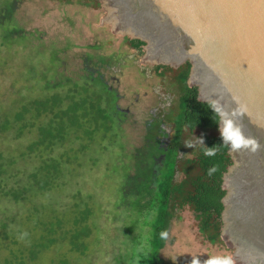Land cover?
Segmentation results:
<instances>
[{"label":"rangeland","instance_id":"374dc122","mask_svg":"<svg viewBox=\"0 0 264 264\" xmlns=\"http://www.w3.org/2000/svg\"><path fill=\"white\" fill-rule=\"evenodd\" d=\"M8 1L7 4L0 1V26L13 20L16 30L23 38L15 35L17 45H7V48L1 40L8 35L0 28V102L17 97L20 86L16 83L23 84L27 80L31 83L27 89L28 94L42 96L44 87L31 82L40 74L51 75L54 72L53 78L47 83L55 88L63 81H80L82 77H86L85 69L93 67L101 59H108L114 54H131L123 34L114 27L115 20L108 17L109 7L107 8L105 0ZM10 11L13 12L12 17L8 14ZM102 73L111 87L123 97L118 102L119 107H130V116L124 122L122 130L117 132L108 133L105 128L94 126L90 120L83 123L87 129L95 132L92 143L87 139V133L80 134L83 144L79 147L85 145L86 153H78L77 146L63 153L61 158L64 161L63 171L72 170L79 176L76 185L69 179H64L63 182L67 185L63 182L62 185L68 187V192L80 195L81 201L77 199L71 201V204L59 206L57 216L52 215L50 209L38 216L32 212L30 205H25L24 209L27 210L22 215V226L33 240L27 243L28 236L11 238V234H7L5 237L4 229L0 228L1 260L15 263L18 257H24L27 264H143L142 253L147 251L151 240L149 228L141 227L142 217L138 212H130V216L123 212L125 218L114 214L126 211L130 195L137 192L131 181L139 176L135 169L144 152L140 149L146 143L145 123L150 119L149 111L154 107L153 88L158 85V81L146 78L135 67L125 70L122 75L104 70ZM112 76L117 77L118 82H112ZM136 94L140 99L138 104H134ZM118 139L122 144L121 149L116 145ZM102 147L104 149L101 152ZM181 158L190 159L191 156L186 151ZM94 164L97 170L103 168L99 180H94L95 175L90 169ZM170 167L171 164L165 166L156 181L167 178ZM176 179L180 182L183 175L177 174ZM129 180L131 181L128 183ZM122 188L127 201L117 206ZM43 204L48 206L46 199H43ZM89 212L96 215L99 213L100 218L89 239L85 240L84 247L74 242L72 236L84 228L81 221L87 218ZM124 219L129 222L126 226ZM77 222L80 227L70 231ZM137 224L140 225L138 229H133ZM58 225H62L63 229L59 231L57 247L45 250L49 245V232L52 228L56 230ZM130 229L136 233L130 234ZM68 231L72 233L67 235ZM167 233L163 248L159 251V258L164 264H191L193 257H199L203 264L208 256L219 253H231L235 264H239L236 252L223 239V243L216 245L205 241L189 208L177 212ZM30 252L37 253L34 255L38 263L31 261Z\"/></svg>","mask_w":264,"mask_h":264},{"label":"trees","instance_id":"16d2710c","mask_svg":"<svg viewBox=\"0 0 264 264\" xmlns=\"http://www.w3.org/2000/svg\"><path fill=\"white\" fill-rule=\"evenodd\" d=\"M0 1L9 3L8 0ZM97 5L99 6V3ZM8 14L12 17L13 12L10 11ZM0 28L4 30L6 36L8 35L6 39L1 40V43L3 42L6 46L12 47L16 44L15 35L23 38L22 34L16 30L13 20L4 23ZM140 40L142 42L138 39V43L143 47V54H145L149 40L144 38ZM157 68H165L173 75H179L182 87L180 130L185 127V130L189 131L191 141L188 146L191 158L181 159L176 155L171 157L166 164V166L171 164L170 174L167 178L156 181L157 177L152 174L151 160L140 155L141 160L135 169L138 170L139 176L135 177V181H128L135 184L137 192L130 195L126 211H117L119 215L117 213L114 215L116 217L123 215L125 218L123 212H126L128 216L131 215L130 212H138L142 217L141 227L149 228L151 240L147 251L142 253L143 264H164L159 258V251L166 241L161 238V233L168 232L171 220L175 218L178 211L185 208L193 212L200 234L205 241L212 245L223 243L221 232L224 205L222 200L227 193L224 175L234 163L231 151L223 147L218 131L219 118L210 108V101H201L198 88L191 87L188 83L191 72L190 62L187 61L178 68L163 64L158 65ZM53 75L54 72L51 75L40 74L39 77L32 79L33 85L37 83L44 87L42 96L28 94L27 89L31 83L27 80L23 84L16 83L20 86L17 97L10 98L4 103L0 102V228L4 229L5 237L7 234H11V238L28 236V240L25 239L27 243L33 239L28 234L24 236L26 231L23 230L21 219L27 210L24 209L25 205H30L32 212L34 211L38 216L47 209H50L52 215L57 216L59 206L63 207L66 203L77 199L81 201L80 195L68 192V187L64 186L67 185L63 182L64 179H69L76 185L79 176L72 170L64 172L62 167L64 161L61 158L62 154L68 150L77 146L81 147L83 143L80 134L87 133L85 135L92 143L95 132L93 129H87L83 123L86 120L93 121L94 126L103 127L107 132L113 128L112 124L108 126L109 119L105 109L97 101L90 100V97L84 98L80 95L89 90L80 93L74 90L75 86L72 87L73 90L70 86L60 88L63 92L59 93L58 88L48 86L47 81L50 82ZM68 90L73 92L71 91L69 95ZM59 94H64V98ZM117 144L118 147L122 145L119 139L116 140ZM80 147L78 153L83 155L86 153L85 145ZM206 148H216V154L205 156ZM101 149L102 152L104 148ZM148 162H150V168L146 166ZM212 168L216 171L209 175V169ZM90 169L95 175L94 180L98 179L103 170V168L95 169V164L91 165ZM98 171L99 173H96ZM126 172L129 173V170ZM177 174L183 175L180 182L176 179ZM96 184L99 186V183ZM43 199L47 200L48 206L43 204ZM126 201L125 191L122 188L117 206ZM74 207L77 209L76 205ZM100 207L101 205H99V211ZM99 218V213L96 215L94 212H89L87 218L81 221L84 228L81 232L74 234L72 240L85 247ZM128 224L129 222L124 219V226ZM138 226L140 225L137 224L133 229H138ZM78 227H80L79 222L70 231H75ZM62 229V225H58L56 230L52 228L48 235L50 236L49 245L45 250L53 246L57 247L59 241L57 237ZM133 229L129 230L132 235L136 233ZM70 231L67 235L72 233ZM232 250L235 252V249ZM30 254L31 261L38 263L34 255L37 253L30 252ZM0 264H27V260L24 257H18L15 263H10L0 259Z\"/></svg>","mask_w":264,"mask_h":264},{"label":"water","instance_id":"95a60500","mask_svg":"<svg viewBox=\"0 0 264 264\" xmlns=\"http://www.w3.org/2000/svg\"><path fill=\"white\" fill-rule=\"evenodd\" d=\"M105 3L109 19L110 6L117 14L119 33L149 40L147 61L174 68L190 62L188 83L201 101L218 100L232 112L233 97H240L248 111L237 123L264 145V0ZM231 154L221 236L239 264H264V148Z\"/></svg>","mask_w":264,"mask_h":264},{"label":"flooded vegetation","instance_id":"af4514ba","mask_svg":"<svg viewBox=\"0 0 264 264\" xmlns=\"http://www.w3.org/2000/svg\"><path fill=\"white\" fill-rule=\"evenodd\" d=\"M123 37L131 54H114L108 59H101L100 62L93 64V67L90 66L85 69L86 77H82L80 81H63L60 84L58 83L55 88H58L59 93L63 92V89L60 88H69L71 85L75 86L74 90L80 93L89 90L87 93L80 95L84 98L90 97V100L97 101L105 109L109 119L108 126L112 124L113 127L111 130L109 129L108 133H110L122 130L121 128L130 116L131 111L130 107L126 109L119 107L118 102L123 97L111 87L109 81H106L102 71L122 75L125 70L135 67L146 78L156 79L158 85L153 88L155 95L154 107L149 111L150 119L145 123L146 143L140 150L144 151L142 155L147 160H151L152 174L157 177L159 173H162L173 154L177 158H181L186 151H190L188 146L191 141L189 131L185 130V127L180 130V125H182L180 123L182 87L179 75H173L165 68H157L161 64H155L145 59L143 47L138 43V37L131 34L123 35ZM139 42H142V40L139 39ZM110 79L112 82H118L117 77L112 76ZM72 90L67 91L69 95ZM64 94L59 95L64 98ZM139 100L136 94L134 104H138ZM149 164L150 162H148V165L146 164L148 168H150Z\"/></svg>","mask_w":264,"mask_h":264},{"label":"clouds","instance_id":"9594fccd","mask_svg":"<svg viewBox=\"0 0 264 264\" xmlns=\"http://www.w3.org/2000/svg\"><path fill=\"white\" fill-rule=\"evenodd\" d=\"M233 103H235L236 108L232 112H229L225 110L224 105L218 100L210 101V108L219 118L218 131L223 142V147L228 148L233 153L248 151L255 154L264 148V145H261L260 142L253 137L245 136L242 128L237 123V118L247 113V106L238 96L233 97ZM215 154L216 148H206L204 151L205 156H214ZM237 166L239 165L237 164ZM215 171V168L209 169L208 174L212 175ZM24 236H27V233H24ZM167 236L168 233L166 231L161 233V238L166 239ZM191 264H201V260L199 257H193ZM203 264H235V262L231 253H219L208 256V258L203 261Z\"/></svg>","mask_w":264,"mask_h":264},{"label":"bare ground","instance_id":"6f19581e","mask_svg":"<svg viewBox=\"0 0 264 264\" xmlns=\"http://www.w3.org/2000/svg\"><path fill=\"white\" fill-rule=\"evenodd\" d=\"M109 9V8H108ZM110 14H111V18H114V19H116L117 20V14H116V12L114 11V9L113 8H111V6H110ZM123 24V23H122ZM123 26V25H122Z\"/></svg>","mask_w":264,"mask_h":264}]
</instances>
